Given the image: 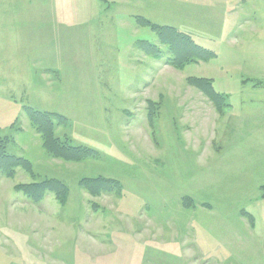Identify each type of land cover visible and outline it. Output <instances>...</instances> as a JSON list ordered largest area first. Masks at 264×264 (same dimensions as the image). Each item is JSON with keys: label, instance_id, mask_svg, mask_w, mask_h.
Wrapping results in <instances>:
<instances>
[{"label": "rangeland", "instance_id": "1", "mask_svg": "<svg viewBox=\"0 0 264 264\" xmlns=\"http://www.w3.org/2000/svg\"><path fill=\"white\" fill-rule=\"evenodd\" d=\"M138 16L205 51L170 65ZM29 108L97 153L54 158ZM0 137L33 166L0 173V264H264V0H0ZM98 176L122 190L79 185ZM45 177L66 204L16 189Z\"/></svg>", "mask_w": 264, "mask_h": 264}, {"label": "trees", "instance_id": "2", "mask_svg": "<svg viewBox=\"0 0 264 264\" xmlns=\"http://www.w3.org/2000/svg\"><path fill=\"white\" fill-rule=\"evenodd\" d=\"M136 20L140 25L150 27L156 32L160 45L169 47V51L175 56L174 59L168 60L170 65L176 67H180L182 65V62L180 63L178 61L176 53L174 52L176 47L175 44L181 39H188V46L187 43H184L185 46H178L179 50L195 47V51H205L204 48L196 45L192 41L190 35L179 32V30L172 26L156 25L141 16H138ZM138 44L139 47L146 51L148 56L158 60L163 57L162 50L157 43L140 40ZM199 54L201 55V53ZM189 57L192 58V56L184 57L183 61H191L192 59H188ZM196 83L199 85L200 90H202L206 95H212L213 97L211 96V98L215 101H218L217 97L222 96L212 87L211 80L197 78ZM27 113L33 125L36 126L38 132L43 138L44 148L54 158L58 157L65 159L66 161L79 162L97 153L94 149L88 146L72 145L70 141H68V143L64 142L60 137L56 136L55 121L57 120L58 123H64L66 121L65 116L59 113L44 112L33 108L27 109ZM7 141V138L0 137V173L6 177H12L15 174V169L18 167L24 168L30 173L33 172V166L29 159L10 154L6 150ZM79 185L94 196L102 195L103 193H113L115 191L120 192V190H122L119 181L102 176L82 178L79 181ZM16 189L35 203L43 200L48 193H52L55 195L58 202L66 204L70 193L69 186L64 181L48 177L33 181L26 185H18L16 186ZM186 198L187 197L184 198V201H186Z\"/></svg>", "mask_w": 264, "mask_h": 264}]
</instances>
